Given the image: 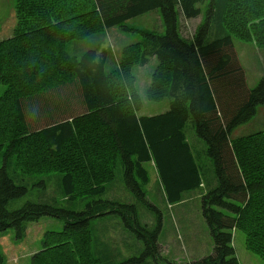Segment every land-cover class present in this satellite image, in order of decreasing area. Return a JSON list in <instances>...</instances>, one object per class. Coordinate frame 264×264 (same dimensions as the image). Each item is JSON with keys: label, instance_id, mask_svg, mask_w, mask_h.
<instances>
[{"label": "trees", "instance_id": "trees-1", "mask_svg": "<svg viewBox=\"0 0 264 264\" xmlns=\"http://www.w3.org/2000/svg\"><path fill=\"white\" fill-rule=\"evenodd\" d=\"M156 8L163 33L126 24ZM15 11L12 36L0 40V83L6 86L0 95V234L14 228L21 237L42 216L62 217L64 228L45 232L31 264H109L93 243L106 225L100 222L96 237L91 223L115 213L146 249L114 264H142L149 255L162 264V214L147 199L145 163L154 164L170 203L204 186L206 171L187 136L192 120L212 161L203 166L214 168L216 178L202 196L214 248L185 264H240L234 229L264 262V130L231 136L264 104V76L247 87L233 43L238 38L264 49V0H15ZM181 16H202L190 39L181 34ZM114 26L138 32L142 40L123 46L117 60L103 41L80 56L69 52L73 40L100 39ZM153 57L158 64L145 93L153 101L168 98L170 105L141 114L133 67ZM51 173L61 174V198H88L85 209L34 200L16 204L28 192L16 178L41 176L33 186L45 190L42 176ZM118 173L134 197L157 213L154 229L141 222L135 203L107 196L116 194L108 183Z\"/></svg>", "mask_w": 264, "mask_h": 264}, {"label": "rangeland", "instance_id": "rangeland-1", "mask_svg": "<svg viewBox=\"0 0 264 264\" xmlns=\"http://www.w3.org/2000/svg\"><path fill=\"white\" fill-rule=\"evenodd\" d=\"M201 19L202 16L196 18L181 16L180 31L183 37L192 38ZM16 21L15 0H0V40L12 36ZM126 24L157 30L160 33H163L165 29L159 8L135 16L129 19ZM139 40L142 38L138 32H130L120 29L119 26H114L107 29L106 34L100 39L73 40L69 45V52L80 56L87 49L95 47L99 41H103V45L109 47L111 57L117 60L123 46ZM233 43L236 55L245 70L247 87L253 88L264 76V49L251 41H243L238 38H234ZM157 64L158 60L153 57L148 64L133 67L136 76V88L142 100V107L139 110L141 114L161 113L166 111L170 105L168 98L153 101L148 99L145 93ZM5 88L6 86L0 83V95ZM77 112V114L81 113L82 108H79ZM186 128L197 163L206 171L203 174L204 186L186 190L183 193L182 201L170 203L165 196L154 164L152 162L145 163L150 177L149 183L144 187L147 199L162 214V226L157 240L161 256L157 258L162 264H169L170 262L193 263L213 253L214 248L213 237L202 212V196L214 187L213 182L216 179L214 168L212 167L211 171H207L204 168L206 166H203L206 161L212 166V161L202 150L206 149V143L196 134L192 120L188 121ZM258 130H264V104L258 106L256 114L250 120L235 127L231 136L248 135ZM2 160V152L0 151V167ZM40 177L25 176L22 179H15L16 183H23L28 186L27 194L16 203L18 206H22L28 200H34L56 204L76 211L85 209L88 198H61L59 192L60 173L42 176L46 182L47 188L45 190H41L39 186H33V183ZM108 185L116 186L117 189L115 196L108 192V197L117 201L135 203L141 222L145 225L148 224V229H154L157 226V213L134 197L126 188L121 174L118 173L115 181L112 184L108 183ZM53 193L58 196L56 200ZM107 196L103 195L102 197ZM100 222L106 227L99 234ZM91 225L96 230V237L99 234V240L97 238L93 240L94 248L96 247L98 252L97 255H106L110 259L109 264L124 261L132 256H140L146 249L144 240L136 235V232L115 213L96 218ZM64 226L65 220L62 217L42 216L38 221L30 222L26 233L21 237H17L14 228H9L0 234V255H2L0 264H31V255L41 248L45 232L61 231ZM245 239L246 236L242 231L233 230V246L236 249L240 264H264L257 254L247 249ZM98 241H103L106 245L100 244ZM49 264L51 263L49 262ZM142 264L157 263L154 257L149 255Z\"/></svg>", "mask_w": 264, "mask_h": 264}]
</instances>
